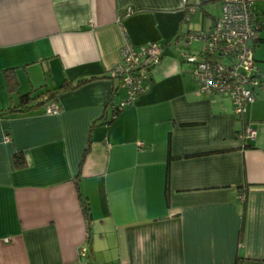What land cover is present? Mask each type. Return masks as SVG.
I'll use <instances>...</instances> for the list:
<instances>
[{"label": "crops", "instance_id": "obj_1", "mask_svg": "<svg viewBox=\"0 0 264 264\" xmlns=\"http://www.w3.org/2000/svg\"><path fill=\"white\" fill-rule=\"evenodd\" d=\"M219 3L0 0V111L103 77L61 91L56 115L47 104L0 117V264H264V28L263 85L240 119L231 99L201 93L186 56L202 42L182 40L209 32ZM126 38L164 53L148 93L117 110L127 93L109 73Z\"/></svg>", "mask_w": 264, "mask_h": 264}, {"label": "built area", "instance_id": "obj_2", "mask_svg": "<svg viewBox=\"0 0 264 264\" xmlns=\"http://www.w3.org/2000/svg\"><path fill=\"white\" fill-rule=\"evenodd\" d=\"M220 1L223 12L214 27L205 34L190 33L182 40L185 43L193 40L203 43L198 53L186 56L187 62L193 67V75L201 85V93L231 99L235 115L240 119L256 101L255 90L263 85L255 58L261 25L256 4L261 0ZM188 2L183 0V5L186 7ZM132 14L133 11L128 9L119 17V22ZM163 53L156 45L135 47L128 38L125 39L121 62L109 73V77L118 80L120 88L127 93V100L118 105L117 110L129 107L150 90L151 72L160 64ZM47 109L54 115L59 112L55 104H49ZM245 134L249 138L256 136V132L250 128L246 129ZM139 145L143 146V143ZM87 252L84 246L79 253L85 257Z\"/></svg>", "mask_w": 264, "mask_h": 264}, {"label": "trees", "instance_id": "obj_3", "mask_svg": "<svg viewBox=\"0 0 264 264\" xmlns=\"http://www.w3.org/2000/svg\"><path fill=\"white\" fill-rule=\"evenodd\" d=\"M258 17L261 20L259 14H258ZM263 28H264V22L261 20L260 32L263 30ZM260 32H259L258 40L256 42V47L258 46V44H260V41H261ZM6 77H7L9 89L13 91L15 89V85H16V83L13 84V77L10 74H8V72L6 73ZM151 77H152V75H151ZM104 78H106V77H104ZM101 79H103V77L99 76V75L87 76V77H84V78L77 80L76 82L64 83L60 87V90H58V91H55L50 87L44 86L43 88H41L40 90H38L34 93H28V94L21 96L19 103L17 105L12 106L10 109H8L6 111H0V117H2L5 114H8V113H16V112L24 113V112H27L36 106H43V105H47L51 102H56L57 98H58V94L61 91L66 92L69 90H75V89H78L84 85H87L89 83H92V82H95V81H98ZM150 88H151V86H150ZM168 148H169V154H170V152H171V137H169ZM170 159H171V157L169 158V160ZM15 164L18 168H23V167H26L28 165V160L25 157L24 153H17L16 154ZM81 204H82L83 212L85 214V219L87 220L88 225L90 227L91 221H92V214H91L90 204H89L87 198L82 197L81 198ZM91 239H92V237L89 236V239H88L89 243L91 242ZM81 258L89 259V249H88L87 255L85 257H81Z\"/></svg>", "mask_w": 264, "mask_h": 264}, {"label": "rangeland", "instance_id": "obj_4", "mask_svg": "<svg viewBox=\"0 0 264 264\" xmlns=\"http://www.w3.org/2000/svg\"><path fill=\"white\" fill-rule=\"evenodd\" d=\"M208 11L212 14V16H211L212 18L214 16V17H216V19H219L222 16V4L219 3V6H217L215 9L210 8ZM202 44L203 43L193 42L191 49L189 48L188 52H193V51L195 52V51L199 50V47H202ZM197 47H198V49H197ZM185 65L189 67L188 64L185 63ZM245 132H246V130H245Z\"/></svg>", "mask_w": 264, "mask_h": 264}, {"label": "bare ground", "instance_id": "obj_5", "mask_svg": "<svg viewBox=\"0 0 264 264\" xmlns=\"http://www.w3.org/2000/svg\"><path fill=\"white\" fill-rule=\"evenodd\" d=\"M148 93V92H147ZM147 93H145V94H143V95H146ZM139 148H141V146H139ZM86 247V246H85ZM87 250H88V248H87ZM81 257H83V256H81Z\"/></svg>", "mask_w": 264, "mask_h": 264}]
</instances>
